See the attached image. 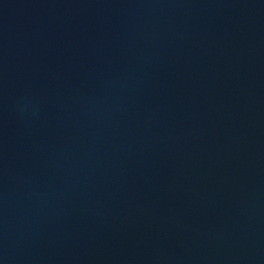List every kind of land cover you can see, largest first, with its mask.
Instances as JSON below:
<instances>
[{"label":"water","instance_id":"1","mask_svg":"<svg viewBox=\"0 0 264 264\" xmlns=\"http://www.w3.org/2000/svg\"><path fill=\"white\" fill-rule=\"evenodd\" d=\"M0 264H264V0H0Z\"/></svg>","mask_w":264,"mask_h":264}]
</instances>
